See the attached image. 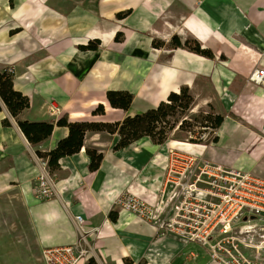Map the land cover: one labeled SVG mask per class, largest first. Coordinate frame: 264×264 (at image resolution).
<instances>
[{
    "label": "crops",
    "instance_id": "crops-1",
    "mask_svg": "<svg viewBox=\"0 0 264 264\" xmlns=\"http://www.w3.org/2000/svg\"><path fill=\"white\" fill-rule=\"evenodd\" d=\"M117 33L122 34L119 41ZM174 34L181 41H197L213 57L152 46L154 38L168 42ZM95 38L97 49L78 48ZM255 61L264 68V0H0V69L12 67L14 89L29 97V107L19 114L22 120L52 122L66 113L69 121L112 122L155 107L171 91L187 87L194 106L212 104L214 113L231 111L245 120L225 116L216 143L189 147L248 171L242 159L264 151V86L247 79ZM109 89L131 92L130 107H111L105 97ZM98 103L104 114L92 115ZM3 107L0 198L9 197L13 208L19 205L16 216L26 223L22 235L40 252L77 241L81 227L89 256L109 264H214L201 248L172 234L159 235L115 204L125 191L154 199L162 186L167 140L155 144L144 136L114 151L116 133L86 132L80 151L61 157L52 171L54 196L37 202L31 184L38 165L27 149L33 146ZM5 117L8 126L1 123ZM67 133L66 126L55 125L35 147L52 149ZM85 147L103 154L95 171L88 169ZM110 210L117 211L115 221ZM76 215L82 216L80 223Z\"/></svg>",
    "mask_w": 264,
    "mask_h": 264
},
{
    "label": "built area",
    "instance_id": "built-area-1",
    "mask_svg": "<svg viewBox=\"0 0 264 264\" xmlns=\"http://www.w3.org/2000/svg\"><path fill=\"white\" fill-rule=\"evenodd\" d=\"M11 70V68H10ZM248 81L264 86V68L255 61ZM32 193L39 200L55 194L47 161L36 158ZM115 204L152 225L204 250L214 264H264V176L215 162L187 147L170 146L162 186L153 200L125 191ZM77 222L82 216L76 215ZM77 241L45 246L43 264H85L86 232Z\"/></svg>",
    "mask_w": 264,
    "mask_h": 264
},
{
    "label": "trees",
    "instance_id": "trees-1",
    "mask_svg": "<svg viewBox=\"0 0 264 264\" xmlns=\"http://www.w3.org/2000/svg\"><path fill=\"white\" fill-rule=\"evenodd\" d=\"M129 13V10L121 11L116 14L117 18H122ZM121 33H117L115 40L119 41ZM100 44L99 39H90L86 44L78 45L80 50H95ZM153 47L167 46L168 48H185L189 51L200 55L212 58L213 54L210 49L202 48L200 44L192 39L180 40L179 36L174 34L168 42L160 39L152 40ZM11 68V70H10ZM106 100L113 108L127 110L132 102L133 95L127 90L109 89L105 92ZM193 96L189 93L187 87H182L178 92L171 91L166 100H161L155 107H150L144 111L134 113L133 115H125L121 120L105 122V121H69L68 115L65 113L57 120L52 122L47 121H28L19 118L22 110L30 105L29 97L21 91L13 87V68L4 67L0 69V110L1 103L6 107L8 113L13 117L26 138V140L34 146L35 154L38 158L45 159L49 171L52 172L59 167L58 160L67 155H72L80 151L84 144L86 132H106L108 134L116 133L118 140L113 145L112 149L119 150L132 142L147 136L155 144L164 143L169 136V133L176 127L182 129L187 120L181 118L186 110L191 107ZM92 115L104 114V105L98 103L91 111ZM202 127L210 128L214 131L208 142H203L200 139L190 140L191 143L208 144L216 143L218 135L215 130L221 125L225 116H228L240 123L245 120L229 111L226 114L206 112L200 113ZM2 125H10L9 120L5 117L1 121ZM66 126L68 133L66 136L59 139L54 148L49 150H41L35 146L43 139L47 138L54 126ZM85 152L89 157L88 169L95 171L98 169L103 158L102 152L93 147H85ZM109 216L112 221L116 220L117 211L110 210ZM127 263H132L126 259ZM85 264H98L93 256L88 257ZM139 264V263H138Z\"/></svg>",
    "mask_w": 264,
    "mask_h": 264
},
{
    "label": "rangeland",
    "instance_id": "rangeland-1",
    "mask_svg": "<svg viewBox=\"0 0 264 264\" xmlns=\"http://www.w3.org/2000/svg\"><path fill=\"white\" fill-rule=\"evenodd\" d=\"M34 102L35 105H38V100L34 99ZM203 112H214V107L212 106V104H209L206 108H198L197 105L194 106L192 102L191 107L186 110L181 116H179L180 119L185 118L188 123L185 124L182 129H179L178 127L174 128L169 133L167 141L169 142L171 140H180L190 142V140L192 139H200L203 142H208L211 136L214 135V131H211L210 128L201 126V124L203 123L201 121L200 113ZM2 130L3 129L0 128V131ZM33 148L34 146L29 147V145L27 147L30 154L33 156H31L32 160L35 157L37 158V156L34 154ZM166 148H168V146H166ZM187 148L191 149V147ZM5 150V145L0 144V162L5 160ZM243 159H247V161ZM243 159L242 161H244L245 164H249V166L251 167L248 169L249 172H253L259 176H264V151L255 152L252 156H245V158ZM50 173L54 178L53 173ZM34 180H32L31 186L34 183ZM35 199L37 202L45 201L39 200L37 198ZM11 202L12 201L9 197H6V199L4 197L0 198V206L3 207L2 209H0V264H42L39 259L40 248L37 243H28L27 237L22 235L26 223L25 220H23V217L18 219L16 216V212L18 211L15 210L20 209L19 205L16 204V207L13 208L14 203L11 204ZM6 205L11 206L9 208ZM95 260L99 264H109L103 259L101 260L99 258H95Z\"/></svg>",
    "mask_w": 264,
    "mask_h": 264
},
{
    "label": "bare ground",
    "instance_id": "bare-ground-1",
    "mask_svg": "<svg viewBox=\"0 0 264 264\" xmlns=\"http://www.w3.org/2000/svg\"><path fill=\"white\" fill-rule=\"evenodd\" d=\"M95 102L92 101L91 104H94ZM77 113H73V116H77ZM15 129L17 130V132L20 134L21 138L24 141L23 136L21 135L20 131L18 130L16 124H14ZM193 144L191 142H186V141H180V140H171L167 143V146H173V147H189L192 146Z\"/></svg>",
    "mask_w": 264,
    "mask_h": 264
},
{
    "label": "water",
    "instance_id": "water-1",
    "mask_svg": "<svg viewBox=\"0 0 264 264\" xmlns=\"http://www.w3.org/2000/svg\"><path fill=\"white\" fill-rule=\"evenodd\" d=\"M1 106L3 107L4 105H2V103H1ZM4 108V110H5V112H6V114H8V112H7V110L5 109V107H3ZM99 264V263H98Z\"/></svg>",
    "mask_w": 264,
    "mask_h": 264
}]
</instances>
